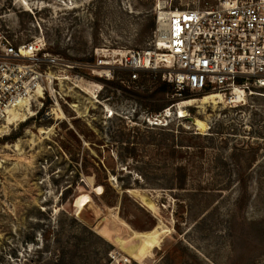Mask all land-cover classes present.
Returning <instances> with one entry per match:
<instances>
[{"label":"rangeland","instance_id":"obj_1","mask_svg":"<svg viewBox=\"0 0 264 264\" xmlns=\"http://www.w3.org/2000/svg\"><path fill=\"white\" fill-rule=\"evenodd\" d=\"M156 1L0 0L10 36L79 65L56 73L58 104L35 100L0 127V264H264V86L239 100L179 96L160 69L133 79L122 67L153 46ZM165 107L168 125L149 124ZM83 201L124 239L121 225L167 231L137 260L76 215Z\"/></svg>","mask_w":264,"mask_h":264},{"label":"built area","instance_id":"obj_2","mask_svg":"<svg viewBox=\"0 0 264 264\" xmlns=\"http://www.w3.org/2000/svg\"><path fill=\"white\" fill-rule=\"evenodd\" d=\"M168 1H156L153 46L132 50L129 64L122 67L131 70L133 79L143 71L163 70V79L175 85L179 96L186 88L226 95L264 86V0H220L216 6L184 9ZM163 11L168 13L164 25ZM62 64L69 69L79 66L51 54L43 38L21 40L0 24V126L13 117L15 108L22 113L35 100L40 108L47 98L51 106L58 104L56 73ZM169 110L152 115L149 124L167 126Z\"/></svg>","mask_w":264,"mask_h":264},{"label":"bare ground","instance_id":"obj_3","mask_svg":"<svg viewBox=\"0 0 264 264\" xmlns=\"http://www.w3.org/2000/svg\"><path fill=\"white\" fill-rule=\"evenodd\" d=\"M167 14L168 13L164 12V11L161 13V21H162L163 25L167 24V21H166L167 18H168ZM161 45H163V43ZM166 57H167L168 61H171L173 59V54L171 52H168L166 54ZM238 91H239V94L237 95V97L239 98V100H242V97L244 96L245 91L242 90V89H239ZM220 94L221 93H210V95L212 97H216V98H218L220 96ZM181 106H183V105H181ZM29 108H30V106H28V109ZM17 109L18 108H15V110L12 112L13 117L12 118L9 117V120L7 122L8 124H11V123H13L16 120L18 121V120L21 119V115H23L24 111H22V113H20V112H17L18 111ZM28 109H24V110H28ZM168 112H170V110ZM179 116L184 118V117L188 116V114L186 113V111H182L179 114ZM24 118H25V116H24ZM151 120H153L152 117H151ZM193 122L198 127V129L201 130V131H204L206 129V127H207L206 121H204V120H202L200 118H195ZM2 126H4V125H2ZM89 205L90 204H88V206ZM85 207H86V202L83 201L81 207L77 210L76 215L78 217L82 218L85 222L89 223L92 226V228H94L96 231L101 232L106 237L108 236L110 238H113L115 243H118L122 247L127 249L130 252V254L133 255L137 260H142L145 257H147L149 252L152 250V248L154 246H157L160 243V241L162 240L163 235L167 231L165 226H164V228H163L164 230L163 231L159 227H155L152 231H150L148 233H145V232H136V233H134V232H132V233L128 234L127 232H129V231L126 228H124V227L122 228V225H121V230H123L124 233L126 231L125 234H127V235H125V239H124V237H123L124 234H122V232L115 231L117 233H112V231L110 229H108L106 226L101 224L99 219H97L98 218L97 215L96 216L94 215V218L93 217H88V216L84 217L83 216V212L86 209ZM85 213H87V212H85ZM83 220H81V221H83ZM133 243H135V244H133Z\"/></svg>","mask_w":264,"mask_h":264},{"label":"trees","instance_id":"obj_4","mask_svg":"<svg viewBox=\"0 0 264 264\" xmlns=\"http://www.w3.org/2000/svg\"><path fill=\"white\" fill-rule=\"evenodd\" d=\"M136 81H137V79H136ZM166 81H163V83H165L167 85V88H169V90H171L173 92L175 90V88H176L175 85L173 83L169 82V81H167V82Z\"/></svg>","mask_w":264,"mask_h":264}]
</instances>
